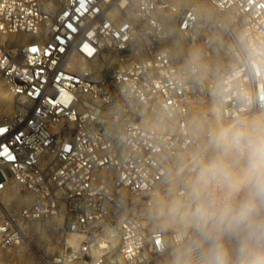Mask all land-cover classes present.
<instances>
[{"label":"built area","instance_id":"1","mask_svg":"<svg viewBox=\"0 0 264 264\" xmlns=\"http://www.w3.org/2000/svg\"><path fill=\"white\" fill-rule=\"evenodd\" d=\"M43 1L0 0V248L56 221L84 237L58 263L115 240L122 264H195L185 185L210 130L264 112V0ZM173 201L171 231L136 212Z\"/></svg>","mask_w":264,"mask_h":264},{"label":"clouds","instance_id":"2","mask_svg":"<svg viewBox=\"0 0 264 264\" xmlns=\"http://www.w3.org/2000/svg\"><path fill=\"white\" fill-rule=\"evenodd\" d=\"M208 146L211 154H194L185 185L207 245L195 264H264V112L210 130ZM182 207L173 201L169 210ZM195 251L180 253L177 264H192Z\"/></svg>","mask_w":264,"mask_h":264},{"label":"rangeland","instance_id":"3","mask_svg":"<svg viewBox=\"0 0 264 264\" xmlns=\"http://www.w3.org/2000/svg\"><path fill=\"white\" fill-rule=\"evenodd\" d=\"M44 1L47 3H45L47 6L52 5V0ZM195 2L199 9L203 11L204 6L201 5V2L199 0ZM234 60L235 58L232 54H227L224 58L223 67H227ZM13 107L14 99L5 91L3 97L0 99V119L6 114H10ZM18 190L20 194H23L22 189L19 188ZM22 204H24L23 201L19 202L18 206ZM170 205L169 203L165 204L161 210L152 205L145 210L137 209L136 212L144 214V216L148 215L147 219L142 218L148 227L171 231L175 227L185 224L188 218L180 217L170 212ZM72 237H75L77 246L84 240L82 235H75L64 231L60 222L35 221L27 227L25 242L8 248H0V264H43L44 261L48 262V264H93L90 257L79 261L53 262L54 258H57L58 254L65 249L66 241ZM109 246V251L103 264H122L116 249V241H111Z\"/></svg>","mask_w":264,"mask_h":264},{"label":"bare ground","instance_id":"4","mask_svg":"<svg viewBox=\"0 0 264 264\" xmlns=\"http://www.w3.org/2000/svg\"><path fill=\"white\" fill-rule=\"evenodd\" d=\"M47 6V5H46ZM52 6H54V3L52 2V5L51 6H48V7H52ZM7 115V114H6ZM21 201H27V198L25 199V196H22V195H20L19 196V202H21ZM75 237H72V238H70V239H68L67 241H66V247H65V249H64V251H66L67 253L68 252H70V250H75L78 246H77V243L75 242V239H74ZM25 239V238H24ZM25 241V240H24ZM77 246V247H76ZM53 262H56V260L54 259L53 260ZM43 264H48V262H45L44 261V263Z\"/></svg>","mask_w":264,"mask_h":264},{"label":"snow or ice","instance_id":"5","mask_svg":"<svg viewBox=\"0 0 264 264\" xmlns=\"http://www.w3.org/2000/svg\"><path fill=\"white\" fill-rule=\"evenodd\" d=\"M32 51H36V49H32Z\"/></svg>","mask_w":264,"mask_h":264}]
</instances>
